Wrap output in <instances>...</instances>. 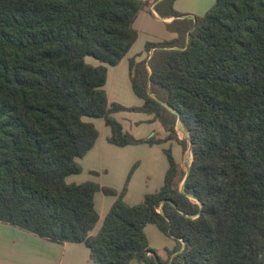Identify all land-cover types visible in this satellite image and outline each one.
Listing matches in <instances>:
<instances>
[{
	"label": "trees",
	"instance_id": "obj_1",
	"mask_svg": "<svg viewBox=\"0 0 264 264\" xmlns=\"http://www.w3.org/2000/svg\"><path fill=\"white\" fill-rule=\"evenodd\" d=\"M152 2L177 36L129 60L140 106L109 102L107 65L128 53ZM174 2L0 0L1 222L84 243L95 264H264V0H215L193 18ZM125 110L152 114L166 134L135 137L113 116ZM87 117L103 118L111 144L174 140L191 163L165 149L163 185L133 205L126 187L68 182L99 136ZM98 191L116 198L91 234ZM149 223L177 242L167 262L149 247Z\"/></svg>",
	"mask_w": 264,
	"mask_h": 264
},
{
	"label": "rangeland",
	"instance_id": "obj_2",
	"mask_svg": "<svg viewBox=\"0 0 264 264\" xmlns=\"http://www.w3.org/2000/svg\"><path fill=\"white\" fill-rule=\"evenodd\" d=\"M214 3L215 0H175L174 8L182 14H186L185 16L193 18L194 16L205 15ZM141 10H148L153 14L151 5ZM153 29L157 33L164 31L163 25H160V23L154 24ZM167 30L169 29L167 28ZM171 39H166L165 36L141 33L126 61L118 66L107 65L105 91L110 102H117L127 107L140 106L142 104L141 99L132 89L129 60L131 58H135L136 61L145 59L147 56L145 47L148 42L159 43ZM86 61L92 65L99 64L98 60L92 56H87ZM113 116L121 121L124 128L137 138H143L151 134L160 136L161 133L159 131L162 132L161 123L158 120H154L152 114L125 110L117 111L113 113ZM85 119L94 123L99 131V137L93 148L83 158L78 160L82 171L68 177L69 181L83 182L91 179V181L102 186L112 187L118 192H121L126 187L124 200L133 205L140 203L144 199L145 194L153 193L163 185L168 168L165 149L169 148L171 150L173 157L183 168L188 169L191 163L190 150L184 153L182 146L177 141L168 140L152 145L139 143L116 146L106 140L109 128L105 125L103 118L87 117ZM148 119L153 121L149 122L147 121ZM177 133L180 138L187 137L186 132L181 127L178 128ZM129 176L130 178L127 181ZM99 194L108 199L115 200L116 198L111 195H103V192ZM0 223L2 222L0 221ZM100 228L101 224L96 229V233L99 232ZM145 233L149 247L155 251L162 262H167L169 259L168 251L172 252L177 247L176 240L162 232L154 223L146 225ZM14 239L16 238L14 237ZM14 248L15 244L13 249H11L13 253ZM7 250L5 251L7 252ZM129 264H140V262L131 260Z\"/></svg>",
	"mask_w": 264,
	"mask_h": 264
},
{
	"label": "crops",
	"instance_id": "obj_3",
	"mask_svg": "<svg viewBox=\"0 0 264 264\" xmlns=\"http://www.w3.org/2000/svg\"><path fill=\"white\" fill-rule=\"evenodd\" d=\"M154 3L155 2H152L150 4L153 10V14L148 10H141L134 21L133 24L134 28L138 31L137 39H139L141 33L151 34L154 36H165L166 39L174 38L176 36V33L171 32L166 28V23L171 21L173 17H161L158 14V12L155 10ZM157 23L163 25L164 31H162L161 33H157L153 29V25ZM132 47L130 48L128 53L123 57V59L117 65H113V66L121 65L124 61H126V59H128V55ZM151 52L152 49L150 53ZM147 121L151 122L153 120L148 119ZM180 127L181 129H183L180 122H178L176 126L177 130ZM159 132L161 133L159 134L162 136L166 134L164 128H162V132L161 131ZM109 133L110 130L106 135V140ZM70 176L71 175H69L68 177ZM68 177H67L68 182H76V183L81 182L76 180L69 181ZM100 192L101 191L96 192L94 197L95 207L100 216L98 222L91 231V234H95L97 231L96 229L99 227V225L100 224L102 225L104 216L106 215L109 208L114 202L113 199H108L105 198L104 196H100L99 194ZM103 195L105 194L103 193ZM149 224H153V223H149ZM14 237L16 239H14ZM14 244H15V248L13 253L11 249H13ZM5 250H7V252ZM132 260H137V259H132ZM0 264H95V263L90 258L89 249L84 243H74V242L58 243V242L50 241L29 231L26 230L23 231L21 230V228L19 227L17 228L16 226H13L9 223L2 222L0 223Z\"/></svg>",
	"mask_w": 264,
	"mask_h": 264
}]
</instances>
